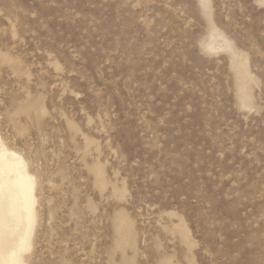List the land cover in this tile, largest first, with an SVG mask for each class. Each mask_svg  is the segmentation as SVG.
<instances>
[{
    "label": "rangeland",
    "instance_id": "1",
    "mask_svg": "<svg viewBox=\"0 0 264 264\" xmlns=\"http://www.w3.org/2000/svg\"><path fill=\"white\" fill-rule=\"evenodd\" d=\"M0 139L25 264H264V0H0Z\"/></svg>",
    "mask_w": 264,
    "mask_h": 264
},
{
    "label": "bare ground",
    "instance_id": "2",
    "mask_svg": "<svg viewBox=\"0 0 264 264\" xmlns=\"http://www.w3.org/2000/svg\"><path fill=\"white\" fill-rule=\"evenodd\" d=\"M35 177L0 139V264H25L36 219Z\"/></svg>",
    "mask_w": 264,
    "mask_h": 264
}]
</instances>
